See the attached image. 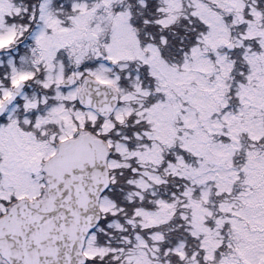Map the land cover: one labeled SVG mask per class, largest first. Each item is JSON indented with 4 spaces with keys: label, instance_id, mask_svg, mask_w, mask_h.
I'll return each mask as SVG.
<instances>
[{
    "label": "snow or ice",
    "instance_id": "snow-or-ice-1",
    "mask_svg": "<svg viewBox=\"0 0 264 264\" xmlns=\"http://www.w3.org/2000/svg\"><path fill=\"white\" fill-rule=\"evenodd\" d=\"M0 264H264V0H0Z\"/></svg>",
    "mask_w": 264,
    "mask_h": 264
}]
</instances>
